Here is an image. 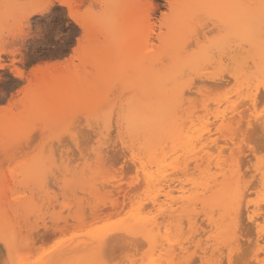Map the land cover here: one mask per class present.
<instances>
[{
    "label": "rangeland",
    "instance_id": "1",
    "mask_svg": "<svg viewBox=\"0 0 264 264\" xmlns=\"http://www.w3.org/2000/svg\"><path fill=\"white\" fill-rule=\"evenodd\" d=\"M41 2L42 0H0V63L6 66L0 69V239L2 238L0 264H64L77 258L92 262L100 257L101 252L105 258L119 257L117 260L125 261L126 264H136L137 261L139 264H144L148 260L151 247L140 234L132 233L128 229L130 215L135 212L157 219L160 227L158 247L154 249L156 251L154 255L158 264H190L194 259L201 264L200 252L202 249L209 251L207 248L211 244L210 241L207 243L210 227L204 216L206 212L208 213V208L205 212L196 204L197 209L188 208L185 209L187 212H176L173 215L176 218H171L170 222L166 221V217L160 214L157 207H153L149 200V196L158 193L159 190L157 192L155 190L159 185L150 187L151 189L146 188L144 180L141 181L142 172L138 175L139 170L135 169L136 165L128 159V153L125 150L123 152L125 151L126 154L122 153V142L132 146L137 154L139 151V154L144 152L140 146L143 133L137 126L138 117L144 112L143 102L148 99L144 89L153 85L151 72L163 73L173 68L177 74L175 80L168 84V88L175 86L173 111L176 123L181 124L183 130L184 127L188 130L191 119L192 122L194 121L193 124L198 125H190L191 129L187 131L189 137L194 131V136L197 133L206 134L202 141L207 142H204L207 148L204 152H199L203 157H208V161L213 158L210 160L212 173L218 172L213 166L220 161L219 159L227 162L231 160L233 148L234 151L238 148L243 149L241 172L245 175L241 174L247 188L246 202L253 203L259 200V176L254 175L257 172L253 169L264 163L262 159L264 132H261L264 129L257 126L262 119L259 122L257 120L256 124L252 121H256V116L259 117L261 112L264 113V80L258 84L257 81H251L249 85H245L246 76L240 74L239 69L243 64L247 65L242 68L244 73L252 74L255 70L249 57L250 48L246 38L252 35L260 38V22L258 9L249 8L248 5L259 4L260 0H55L53 17L57 27H60L62 21L63 27L69 29V39L62 43L59 49L51 50L35 36L38 19L34 5ZM241 6L244 8L242 9ZM73 16L79 20V23L72 19ZM193 36L199 38L200 50L195 51L194 54L184 52L185 45L190 43ZM161 55L165 57L163 61ZM13 65L23 77L16 74ZM185 72L189 74L188 80L191 84L197 82L192 84L194 87L188 91H191L190 93L183 88L185 81L177 79ZM46 75L48 76L45 77ZM227 77L230 78L225 79ZM141 81L143 86L140 88L138 86L141 85ZM228 90L231 94L230 92L227 94ZM254 93H257L255 100L258 103L255 101L256 107L248 105L251 107H249L251 112L247 107L246 99ZM242 97L244 101L238 102L237 100ZM101 102L103 106L98 104ZM233 103L248 108L247 110L243 108L245 114H250L249 116L252 117L248 115L242 117L245 121L239 117L242 114L239 106L234 118L231 119L234 112L224 111L232 109L230 104L234 105ZM221 114L225 115L224 122L217 118V115ZM186 116L191 117L187 119ZM213 118L216 120L213 121ZM250 119L253 125H248L250 127L244 125L246 130L244 128L242 130L243 122L241 124L240 121H244L245 124ZM236 124L241 129H238ZM35 126L46 130V134L36 137L32 132ZM227 127L228 129L233 127L235 132L237 128L238 134L233 133L234 140L233 130L227 132ZM249 128H252L251 131L255 130L250 132L252 134L248 138L250 142L243 140ZM222 129L226 136L224 133H219ZM215 139L216 143L212 142ZM220 139L225 144L221 143ZM224 139L229 141L228 144ZM218 146L220 149L227 146L228 148L223 149L227 153L222 152L221 156L218 153V156L216 151L219 149ZM168 148L170 146H167L166 150ZM254 148L259 153L255 152L256 150L253 152ZM101 150L105 151L100 152ZM112 154H116L115 157ZM90 155H92L91 159ZM179 158L183 159L181 156ZM191 159H188V162L190 160L192 163L187 172L189 175H175L180 180H184L183 182L187 176L197 179L200 175L199 171L193 168L195 163ZM117 160L119 161L116 162ZM166 160L165 163H170L173 157ZM164 167L160 172L168 168L163 174L172 173L169 169L170 165ZM122 169L128 172L124 174ZM152 169L155 170V166H152ZM123 174L125 178L121 177ZM178 177L176 179H179ZM251 182L255 184L252 185ZM186 188H190V185H185ZM170 189H173V197L181 194L177 182L171 184ZM125 190H127L126 195H123ZM161 194L163 193L157 195L163 199ZM147 200L149 204H146ZM124 201L126 206L123 205ZM115 212L117 215L114 217ZM119 213H121L120 217ZM262 214H264L263 207L260 216ZM213 215L212 218L217 219V214ZM188 216L193 218L192 222L189 221ZM117 217L119 218L116 219ZM96 221L99 223L97 224ZM225 221L229 222L227 219ZM243 221L241 220L243 224H247L245 220ZM75 225L79 228L76 229ZM260 227L264 228V220L260 223ZM241 231L245 232L244 236ZM29 232H33V236ZM246 234L249 235L248 238ZM253 234L255 236L251 238ZM40 235L46 236L43 238L44 242ZM124 235L126 237H123ZM255 237L254 231L239 230L237 244H243L241 240H244L245 244H241L242 247L248 248L253 245L251 247L253 250L238 246L240 250L238 248L237 252H244L245 249L249 254L250 250L255 251L257 246L252 243ZM168 239L175 244L172 252L168 250ZM187 241H190V245ZM43 243H46V246ZM51 244L53 246L50 247ZM197 244L201 246L198 247ZM48 246L50 248L46 249ZM180 246L184 249L181 250ZM187 246H190L189 249ZM260 246L262 248L259 250L261 260L259 262L262 263L264 243H260ZM105 249H109L108 252ZM194 249L198 251L195 252ZM136 251L139 252L138 255ZM223 251L222 257L226 256V250ZM225 256L221 257L222 261L225 260L224 264Z\"/></svg>",
    "mask_w": 264,
    "mask_h": 264
},
{
    "label": "bare ground",
    "instance_id": "2",
    "mask_svg": "<svg viewBox=\"0 0 264 264\" xmlns=\"http://www.w3.org/2000/svg\"><path fill=\"white\" fill-rule=\"evenodd\" d=\"M241 1V0H239ZM243 3V1H242ZM246 4V3H245ZM252 4V3H251ZM255 4V3H254ZM243 5V4H242ZM247 7V6H245ZM240 8V7H239ZM241 8L243 9L244 7L241 6ZM248 10V9H247ZM189 20V18H188ZM187 20V22H188ZM186 22V21H185ZM189 25V24H188ZM183 30V28H182ZM191 32V31H189ZM247 42H248V45H249V57L251 59V62H252V65L254 66L255 70L252 74H247V73H244L242 71V68L244 66H247V65H243L240 67L241 69H239V72L240 74L243 73L245 74L246 76V81L244 82L245 85H249V83L251 81H257V84L260 82V81H263L264 80V46H262V42H261V39L257 36L255 37L254 35L252 36H249V38H246ZM184 40V39H183ZM236 40V39H235ZM191 42V41H190ZM188 43V42H187ZM241 44V43H239ZM231 45V44H229ZM242 45V44H241ZM244 45V44H243ZM233 46V45H232ZM246 46V45H245ZM244 47V46H243ZM225 48V46L223 47ZM246 49V48H245ZM210 50V49H209ZM248 50V49H247ZM246 50V51H247ZM218 51V50H217ZM233 51V50H232ZM185 52V51H184ZM213 52V51H212ZM236 52V51H235ZM231 54V53H230ZM217 56V55H216ZM221 56V55H220ZM145 57V56H143ZM162 57V55L160 56ZM164 57V56H163ZM163 57H162V61H163ZM165 58V57H164ZM216 58V57H215ZM237 58V57H236ZM221 59V58H220ZM227 59V58H226ZM247 60V59H246ZM245 60V61H246ZM249 60V59H248ZM156 61V60H155ZM158 61V60H157ZM213 63V62H212ZM229 63V62H227ZM250 63V62H249ZM221 64V63H220ZM227 66V65H226ZM231 66V65H230ZM208 67V66H206ZM247 68V67H245ZM252 68V67H250ZM249 68V69H250ZM211 69V68H210ZM233 69V68H231ZM223 70V69H222ZM228 70V69H227ZM221 73V72H220ZM176 74L177 72L171 68L169 71L167 72H159V71H156V72H151V78H152V86L151 87H147L144 89V92L147 93V98L145 102H143V108H144V112H143V115L142 116H139L138 117V120H137V126L138 128L141 129V133H143V138H142V141H141V148H143L144 152L142 151L141 154H137V152H135V150H133V147L132 146H127L125 145L124 142H122V153L126 154L128 153V159L132 161V163H134L135 166V169L138 168L139 170V174L140 175V172H142L143 176L141 175V177H143L142 180H144V183L146 185V188H150V187H155L156 185L158 186V189L155 190V192H157L158 190L160 191V189L162 191L163 194H161L164 198H159L158 197V193H160L158 191L157 194L155 195H152V196H149V200L152 204L153 207H157V209L160 211V214L164 215L166 217V221L168 220V222L171 221V218H173L174 216V213L176 212H181V211H186L188 208H192L193 209H197V205L201 206V208L206 212L205 209L208 208V213L204 214V216L206 217V220L208 221V226L210 227V230L208 231L209 234L207 235V243L210 241L211 244H209V251H206V249H202V251L200 252L202 255L200 256V260H201V264H224L225 260L221 259L222 257V254H224L223 252V249L226 250V256L223 255V257L225 256L226 257V261L228 260H231L233 262V264H254L255 262L256 263H259V264H264V262L260 263L259 261L260 258H259V250L262 248V246H260V243H264V228H261L260 227V223L264 220V214H262L260 216V210L262 209V207L264 208V163L260 164L259 166L257 167H254L255 169V172L257 173H254V175H257L259 176L258 178V183H259V186H260V192H259V200H257L256 202H253V203H249L248 201L246 202V198H247V188L245 186V183H244V180H243V175H245L244 172H241V157L244 153L243 149L241 148H238L234 151V148L232 150V155H231V160L229 162L227 161H222L221 159H219L220 161H217L213 168L217 169L218 172H214L212 173L211 172V161L213 158L209 159L208 161V157H203L202 155H200V152H204L205 151V148H207L206 144H204V142H206L205 140L202 141V138L203 136H205L206 134L203 133V135H200L199 133H195L196 135L194 136V132L193 134H190L191 137H189V134L187 133V131H189L191 128H190V125L191 126H195V125H198V124H193L192 120L189 119V117L191 116H186L188 117L187 119L190 120V125L188 126L189 129L187 130V128L185 129L184 127V130L181 126V124H177L176 123V119H175V113H174V107H175V86L171 89L168 88V84L171 83L172 81L175 80V77H176ZM223 75V74H222ZM48 75H46L45 77H47ZM221 76V75H220ZM225 76V74L223 75ZM228 76V75H227ZM244 76V75H243ZM54 77V76H53ZM222 78V77H221ZM230 77H227L225 79H228ZM235 78H237V76H235ZM44 79V78H43ZM195 79V78H194ZM193 79V80H194ZM218 79V78H217ZM220 79V77H219ZM46 80V79H44ZM75 80V79H74ZM197 80V79H196ZM66 81V80H65ZM204 81V80H202ZM206 81V80H205ZM209 81V80H208ZM221 81V80H219ZM223 81V80H222ZM221 81V82H222ZM225 81V80H224ZM59 82V81H58ZM94 82V81H93ZM199 82V81H198ZM210 82V81H209ZM218 82V81H217ZM221 82H219L221 84ZM194 83H197V82H193L192 84ZM218 83V84H219ZM224 83V82H223ZM207 84L209 85V83L207 82ZM206 84V85H207ZM79 85V84H78ZM207 85V86H208ZM63 86V85H62ZM143 84H142V81H141V85L138 86V87H142ZM201 86V85H200ZM206 86V87H207ZM214 86V85H213ZM218 86V85H217ZM220 86V85H219ZM72 87V86H71ZM83 87V86H82ZM110 87V86H109ZM222 87V86H221ZM224 87V86H223ZM258 87H260L258 85ZM80 88V87H79ZM111 88V87H110ZM109 88V89H110ZM200 88V87H199ZM257 88V86H256ZM255 88V89H256ZM89 89V88H88ZM258 89V88H257ZM260 89V88H259ZM184 91V90H183ZM50 92V91H49ZM113 92V91H112ZM188 92V91H187ZM186 92V93H187ZM191 92V91H190ZM188 92V93H190ZM230 91L228 90L227 91V94L229 93ZM264 92V91H263ZM262 92V93H263ZM61 93V92H60ZM185 93V95H186ZM193 93V91H192ZM214 93V92H213ZM243 93V92H241ZM259 93V92H258ZM79 94V93H78ZM125 94V93H124ZM225 94V93H224ZM226 94V95H227ZM231 94V92H230ZM261 94V93H260ZM188 95V94H187ZM198 95V94H197ZM202 95V94H201ZM233 95V94H232ZM231 95V97H232ZM248 95V94H247ZM255 95V96H254ZM254 95H250V96H247V107L249 108L250 106H248L249 104L251 106H255L257 100L256 96H257V93ZM262 95V94H261ZM47 96V95H46ZM122 96V95H121ZM230 96V95H229ZM228 96V97H229ZM243 96V95H242ZM43 97V96H42ZM239 97V96H238ZM241 97V96H240ZM245 97V96H243ZM243 97L241 99H243ZM262 97V96H260ZM48 98V97H47ZM263 98H264V95H263ZM42 99V98H41ZM45 99V97H44ZM237 99V98H236ZM235 99V101H236ZM237 100L238 102L240 101V103L243 100ZM43 100V99H42ZM47 101V99H46ZM256 101V102H255ZM262 100H259V102H261ZM45 102V101H44ZM121 102V101H120ZM185 102V101H184ZM226 102V101H225ZM234 102V101H232ZM236 102V103H238ZM47 103V102H46ZM186 103V102H185ZM189 103V101H188ZM244 102V104H246ZM258 103V102H257ZM99 105L101 103H98ZM97 104V105H98ZM184 104V103H183ZM182 104V105H183ZM187 104V103H186ZM195 104V103H194ZM222 104V103H221ZM234 104V103H233ZM243 104V105H244ZM264 104V103H263ZM261 104V106L263 105ZM96 105V106H97ZM181 105V104H180ZM232 109H229V111H224V112H234V114L232 115L231 119L234 118V115L237 113L236 112V109L240 106L241 107V104L236 106L237 104H230ZM195 106V105H194ZM220 106V105H219ZM236 106V107H235ZM228 107L230 108V106L228 105ZM239 107V108H240ZM252 107V108H253ZM256 107V106H255ZM116 108V107H115ZM199 108V106H198ZM210 108V107H209ZM242 108V107H241ZM241 108H240V112L242 113L241 116L239 117H246V115L248 114H245V110H247L246 108H242V111H241ZM251 108V107H250ZM249 108V110H250ZM259 108V105L258 107ZM256 108V109H257ZM186 109V107L184 108ZM197 109V108H196ZM226 109H228L226 107ZM113 110V109H112ZM181 110V109H180ZM231 110V111H230ZM258 110V109H257ZM116 111V110H115ZM195 111V110H194ZM251 111V110H250ZM260 111V110H259ZM183 112V111H182ZM239 112V113H240ZM252 112V111H251ZM255 112V110H253V113ZM202 113V112H201ZM245 115H244V114ZM256 113V112H255ZM254 113V114H255ZM259 112H257L258 114ZM263 112H261L262 114ZM184 114V113H183ZM182 114V115H183ZM193 114V113H192ZM252 114V113H251ZM260 114V115H261ZM264 114V113H263ZM196 115V114H195ZM200 115V113H199ZM244 115V116H243ZM250 115V114H249ZM248 115V116H249ZM256 116V121H252L251 119L246 121V123L244 124V118H242L244 121H240V123L242 124L243 122V125L241 126L242 130H243V126L244 125H247V127H250L251 125H253L251 123V121L253 123L256 124L257 120L259 122V120L261 119L262 116ZM99 116V115H98ZM195 117V116H194ZM249 117H252V116H249ZM248 117V118H249ZM197 118V117H195ZM206 118V117H205ZM209 118V117H208ZM217 118L219 121H222L224 122V120L226 119L225 118V115L224 114H221V115H217ZM230 118V117H229ZM240 118V119H241ZM181 119V118H180ZM215 121L216 119L213 118ZM188 120V122H189ZM98 123L99 120H97ZM261 121V120H260ZM181 122V121H180ZM186 122V121H185ZM212 122V120H211ZM210 122V123H211ZM217 122V121H216ZM182 123V122H181ZM231 123V121H230ZM238 125H239V122H237ZM215 124V123H214ZM234 124V123H233ZM240 124V125H241ZM251 124V125H250ZM212 125V123H211ZM226 125V124H225ZM250 125V126H248ZM208 126V125H207ZM206 126V127H207ZM237 126V124H236ZM256 126V125H255ZM258 128L259 127H262V130L264 129V121H261L259 123V125H257ZM213 127V126H212ZM212 127H211V130H212ZM238 129H241L239 126H237ZM223 128V127H222ZM233 128V127H232ZM231 128V129H232ZM236 128V127H235ZM257 128V127H256ZM253 127V129H256ZM257 128V129H258ZM194 129V128H193ZM228 129V127H227ZM231 129H228L227 132H230L229 130ZM245 129V128H244ZM202 130V129H201ZM205 130V129H204ZM218 130V129H217ZM226 130V128H225ZM233 130V129H232ZM246 130V129H245ZM250 130V131H249ZM249 130H247L246 132L248 134L245 136L247 138H245L244 136V139L243 140H246L248 142L250 138V136H252V134L250 132H254L255 130L251 131L252 128H249ZM118 131V130H117ZM258 131V130H257ZM256 131V132H257ZM199 132V131H198ZM217 132V131H216ZM261 132H264L261 131ZM192 133V132H191ZM219 133H224V136H226L225 132L223 131V129L221 131H219ZM233 133H236L238 134L237 132V128H236V132L233 130L232 131V134ZM137 134V133H136ZM235 134V135H236ZM244 134V132H243ZM259 134V133H258ZM264 133H262L263 135ZM111 135V134H110ZM193 135V136H192ZM109 136V135H108ZM112 136V135H111ZM234 136V134H233ZM239 136V135H238ZM260 136V135H259ZM219 137V136H217ZM262 137V136H261ZM260 137V138H261ZM112 138V137H111ZM233 140L235 139V136L232 137ZM238 138V137H237ZM236 138V139H237ZM254 138V136H253ZM259 138V137H258ZM120 140V138H118ZM214 139V138H213ZM228 139V138H227ZM255 140H257L256 138H254ZM125 140V139H124ZM207 140V139H206ZM219 140V139H218ZM217 140V141H218ZM223 140V139H222ZM225 140V139H224ZM263 140V139H262ZM261 140V141H262ZM110 141V140H109ZM226 141V140H225ZM253 141L252 137H251V142ZM117 142V141H116ZM120 142V141H119ZM118 142V143H119ZM212 142H215L216 143V139L215 141H212ZM220 142L221 143H224L221 141L220 139ZM219 142V143H220ZM227 144L229 141H226ZM256 142V141H255ZM264 142V141H263ZM262 142V144H263ZM116 143V144H118ZM207 143V142H206ZM218 144V143H217ZM225 144V143H224ZM260 144V145H262ZM115 145V143H114ZM119 145V144H118ZM120 145H121V142H120ZM132 145V144H131ZM198 145V146H197ZM215 145V144H214ZM264 145V144H263ZM262 145V146H263ZM135 147V145H133ZM167 146H170V148H168V150H166ZM213 146V145H212ZM217 146V145H216ZM228 146V145H227ZM221 147V149H218L217 147L215 149H218L216 150L217 151V155L218 153L222 154L223 149L224 148H228V147ZM107 147V146H106ZM109 147V146H108ZM120 147V146H118ZM197 147V149H196ZM121 148V147H120ZM136 148V147H135ZM134 148V149H135ZM94 149V147H93ZM102 149V148H100ZM138 149V147H137ZM209 149V147H208ZM212 149V148H210ZM262 149V148H261ZM120 150V149H119ZM123 150L125 151L123 152ZM227 150V149H226ZM231 150V148H230ZM249 151V149H246ZM251 150V149H250ZM254 150H256L255 152H257V149H253V152ZM105 151V150H103ZM102 150L100 152H103ZM121 151V150H120ZM211 151V150H210ZM215 151V150H214ZM252 151V150H251ZM264 151V150H262ZM89 152V151H88ZM109 152V151H108ZM113 152V151H112ZM213 152V150H212ZM144 153V154H143ZM216 153V152H215ZM227 152H224V154H226ZM249 153H252V152H249ZM259 153V152H257ZM264 154V152H262ZM108 154V153H107ZM106 154V155H107ZM203 154V153H202ZM223 154V155H224ZM262 154V155H263ZM114 157L115 155L112 154ZM111 155V156H112ZM144 155V156H142ZM207 155V154H206ZM210 155V154H209ZM222 155V156H223ZM247 155V154H246ZM253 155V154H252ZM250 155V156H252ZM261 155V156H262ZM112 156V157H113ZM181 156V159L180 160V157ZM216 155H214L215 157ZM219 156V155H218ZM217 156V157H218ZM92 155H90V159H91ZM173 157V160L170 161V163H165L167 160L166 158H171ZM228 157V156H227ZM227 157H224L225 159ZM245 158L247 156H244ZM254 157V156H253ZM264 155L262 156V159ZM189 158H192L191 160H193V163H195L193 165V168L198 170L200 175L197 179H191L189 178L188 176L186 177L185 179V182H183L184 180H180V178L178 176L175 177L176 174H182L183 176H186V175H189V173L187 174L188 172V169H189V166L191 165L192 166V163H190V160L188 162V159ZM249 158V157H248ZM119 159V158H117ZM244 159V158H243ZM119 160H117L116 162H118ZM126 161V160H125ZM198 161H201L200 163H197ZM246 161V160H245ZM247 161H250V160H247ZM106 162V160H105ZM127 162V161H126ZM192 162V161H191ZM129 163V162H128ZM131 163V162H130ZM190 163V164H189ZM250 163V162H249ZM91 164V163H90ZM115 163H113L114 165ZM245 164V162H244ZM251 164V163H250ZM253 164V163H252ZM123 165V164H122ZM167 165H170V170H171V174L169 173L168 174H163V172L166 173V171L168 170V168H166V170L163 172H160L161 171V168L163 169L164 166H167ZM243 165V164H242ZM248 165V164H247ZM115 166V165H114ZM152 166H155V170H151ZM249 166V165H248ZM252 166V165H251ZM123 168V167H122ZM134 167H132L133 169ZM165 168V167H164ZM192 168V167H190ZM251 168V167H249ZM248 168V169H249ZM128 169V167L126 168ZM243 169V168H242ZM123 170V169H122ZM130 170V169H129ZM124 171V170H123ZM122 171V173H123ZM127 171V170H126ZM126 171H124L126 174ZM131 171V170H130ZM133 171V170H132ZM249 171V170H248ZM128 172V171H127ZM136 172V171H135ZM130 173V172H129ZM198 173V172H197ZM243 173V175L241 174ZM122 175L121 177H124L125 178V175ZM133 174V173H132ZM252 174V173H251ZM249 174V175H251ZM137 175V176H138ZM193 175V174H192ZM253 175V174H252ZM253 175V176H254ZM118 176V175H117ZM127 176V175H126ZM169 176V177H168ZM253 176H252V179H253ZM179 178V179H176V178ZM251 177V176H250ZM123 178V179H124ZM127 178V177H126ZM182 178V177H181ZM219 178H221L219 180ZM248 178V177H247ZM139 179V180H140ZM118 180V179H117ZM120 180V178H119ZM250 180V179H249ZM248 180V182H249ZM113 180H111V183H112ZM140 181V183L142 184V182ZM115 182V181H114ZM138 182V181H137ZM171 182V183H169ZM179 185V191L181 192V194L178 196V197H173L172 195V190L170 189L171 188V184H174L176 183ZM120 183V182H119ZM124 183V182H123ZM253 183L252 185H254L255 183L254 182H251ZM257 183V182H256ZM97 184V183H96ZM135 184V183H134ZM187 184L190 185V188H186L185 189V185L187 186ZM11 185V184H10ZM138 185V184H137ZM161 185H165L164 187H162ZM251 185V187H252ZM3 186V185H1ZM99 186V185H98ZM175 186H177L175 184ZM257 186V185H256ZM256 186H253V187H256ZM44 187V186H43ZM132 187V185H131ZM135 187H136V184H135ZM139 187V185H138ZM144 187V186H143ZM163 189H162V188ZM249 187H250V183H249ZM106 188V187H105ZM115 188V187H114ZM145 188V189H146ZM147 188V189H148ZM173 188H174V185H173ZM178 188V187H177ZM99 189H100V186H99ZM128 189V188H127ZM129 189H130V186H129ZM128 189V190H129ZM146 189V190H147ZM151 189V188H150ZM167 189V190H165ZM259 189V188H258ZM131 190V189H130ZM129 190V191H130ZM137 190V189H136ZM134 190V191H136ZM177 190V189H176ZM175 190V191H176ZM63 191V190H62ZM111 191V190H110ZM126 191L125 190V193H123V195H126ZM132 191H133V187H132ZM131 191V193H132ZM150 191V190H149ZM15 192V191H14ZM22 192V191H21ZM146 192V191H145ZM148 192V191H147ZM78 193V191H77ZM116 192H114L115 194ZM128 193V192H127ZM134 193V192H133ZM249 193V192H248ZM251 193V192H250ZM15 194V193H14ZM13 194V195H14ZM21 194V193H19ZM81 194V193H80ZM113 194V193H112ZM206 194H209L208 196H206ZM16 195V194H15ZM23 195V194H22ZM123 195L121 197H123ZM160 195V194H159ZM250 195V194H249ZM131 196V195H130ZM141 196V195H140ZM160 196V197H162ZM18 197V196H17ZM20 197V196H19ZM18 197V198H19ZM118 197V196H117ZM17 198V199H18ZM87 198V197H86ZM125 198V196H124ZM132 198V196H131ZM125 200V199H124ZM65 201V200H64ZM69 201V200H68ZM123 201V200H122ZM141 201V200H140ZM12 202V201H11ZM107 203V202H106ZM125 205V201L123 202ZM127 203V202H126ZM141 203V202H139ZM181 203V204H180ZM83 204V203H82ZM85 204V203H84ZM146 204H149L148 200H147V203ZM180 204V205H179ZM197 204V205H196ZM66 205V204H65ZM143 205V204H142ZM145 205V204H144ZM143 205V206H144ZM263 205V206H261ZM43 206V204H42ZM41 206V207H42ZM107 206V205H106ZM126 206V205H125ZM124 206V207H125ZM199 206V208H200ZM109 207V205H108ZM150 207V206H149ZM196 207V208H195ZM123 208V206H122ZM121 208V209H122ZM143 208V207H142ZM65 209V208H64ZM102 209V208H101ZM113 209V207L111 208ZM186 209V210H185ZM189 209V211H190ZM70 210V209H69ZM87 210V208H86ZM84 210V211H86ZM97 210V209H96ZM94 210V211H96ZM99 210V209H98ZM105 210V209H104ZM123 210V209H122ZM122 210L120 212H122ZM142 210V209H141ZM145 210V208H144ZM202 210V211H203ZM12 211V210H11ZM40 211H42V208L40 209ZM155 211V210H154ZM65 212V211H64ZM102 212H103V209H102ZM141 212V211H140ZM187 212V211H186ZM191 212V211H190ZM126 213V212H124ZM216 213L217 214V219H213L212 218V215ZM16 215V213H13ZM112 214V213H111ZM114 214V213H113ZM112 214V215H113ZM121 213H119V217L121 216L120 215ZM159 214V213H158ZM186 214V213H185ZM183 214V215H185ZM199 214V213H198ZM40 215V214H39ZM111 215V216H112ZM116 212L114 214V217L116 216ZM123 215V214H122ZM189 215V214H187ZM26 216V215H25ZM110 217V214L108 215ZM177 216V215H176ZM180 215H178L177 217H179ZM192 216V215H191ZM214 216V215H213ZM104 217V216H103ZM107 217V220L108 218ZM119 217H117L116 219H118ZM160 217V216H159ZM158 217V218H159ZM68 218V217H67ZM98 218V217H97ZM176 218V217H174ZM197 218V217H196ZM26 219V218H25ZM101 219V218H100ZM98 219V220H100ZM110 219H112L110 217ZM109 219V221H110ZM188 219L189 221H191L193 218H189L188 216ZM187 219V220H188ZM229 220V222H226L225 220ZM28 220V219H27ZM31 220V219H30ZM83 220H86V219H83ZM161 220V218H160ZM162 220H164V218H162ZM196 221V219H194ZM193 220V222H194ZM199 220V219H198ZM204 220V219H203ZM244 222L243 220H245L247 222V224H243L242 222ZM261 220V221H260ZM16 221V220H15ZM18 221V220H17ZM48 221V220H47ZM46 221V222H47ZM185 221V219H184ZM188 221V222H189ZM201 221V220H200ZM199 221V222H200ZM20 222V221H19ZM24 222V220H23ZM28 222V221H27ZM26 222V223H27ZM39 222V221H38ZM87 222V221H86ZM105 222V220H104ZM192 222V221H191ZM245 222V223H246ZM17 224V222H15ZM25 223V222H24ZM60 223V222H59ZM84 223V222H83ZM96 223L98 224L99 222L96 221ZM108 223V222H107ZM184 223V222H182ZM243 226H241L242 224ZM15 224V226H16ZM92 224V223H91ZM191 223H189L190 225ZM204 225V223H201ZM22 225V223H21ZM86 225V224H84ZM83 225V226H84ZM159 224L157 223V219L155 217L153 218H148V217H145L144 215H142L141 213L139 212H135V213H132L130 215V220H129V226H128V229L130 231H132V233H136V234H140L142 236V238L149 244V246L151 247L150 249V253L148 255V260L144 263V264H158V261L157 259L155 258V253L156 251H154V249L156 247H158L157 245V238L159 237V227L158 226ZM31 226V225H30ZM69 226V225H68ZM82 226V227H83ZM166 226V225H165ZM184 226V225H183ZM192 227V224L190 225ZM189 226V228H190ZM194 226V224H193ZM207 226V227H208ZM77 227V225H75V228ZM86 227V226H85ZM167 227V226H166ZM177 227V226H176ZM79 227H77L76 229H78ZM89 228V227H88ZM162 228V226H161ZM197 229L199 227H196ZM195 228V229H196ZM24 229V228H23ZM67 229V228H65ZM69 229V228H68ZM75 229V230H76ZM81 229V228H80ZM167 229V228H166ZM247 230V232H252L254 231L255 234H256V237H255V241L252 242L251 239L250 242H252L254 244V246H257V249L253 252H251V250H253V248L251 249V247L253 246H250L248 248H250V252L249 254L248 253V250L247 252H245V249L247 247H245L244 249V252L240 251V252H237L238 248L240 250V247L238 246H241L243 244H245L244 240H241L243 241V244L241 243V241L238 242L241 243L240 245L237 244V232H239V230ZM44 230V228H43ZM63 230V229H61ZM74 230V229H73ZM161 230V229H160ZM46 231V230H45ZM43 231V232H45ZM186 231V230H185ZM192 231V230H191ZM190 231V232H191ZM193 231H196L197 230H193ZM18 232V231H17ZM36 232V230H35ZM38 232V231H37ZM42 232V233H43ZM80 232V231H79ZM161 232V231H160ZM242 232V231H241ZM240 232V233H241ZM30 233V232H29ZM39 233V232H38ZM37 233V234H38ZM116 233V232H115ZM119 233V232H118ZM193 233V232H192ZM191 233V234H192ZM244 236L245 232H242ZM33 232L30 233V235L33 236ZM46 234V233H45ZM48 234V233H47ZM123 233H121L122 235ZM205 234V232H204ZM203 234V235H204ZM239 234V233H238ZM249 234V233H248ZM246 234V236L248 235ZM49 235V234H48ZM86 235V233H85ZM88 235V234H87ZM90 235V233H89ZM113 235V234H112ZM116 235V234H115ZM198 235V233L196 234ZM200 235V234H199ZM202 235V233H201ZM200 235V237H201ZM12 236H14V234H12ZM41 236V235H40ZM39 236V237H40ZM52 236V235H51ZM55 236V235H54ZM53 236V237H54ZM65 236V235H64ZM63 236V237H64ZM79 236V235H78ZM109 235H107L108 237ZM111 236V234H110ZM249 236V235H248ZM247 236V238H248ZM255 235L253 234V236L251 238H253ZM18 237V236H17ZM42 237V241H43V238L46 237L43 235L41 236ZM48 237V236H47ZM62 237V236H61ZM120 237V236H119ZM123 237H126V235H124ZM123 237H120V238H123ZM195 237V236H194ZM50 238V237H49ZM76 238H79V237H76ZM105 238V237H104ZM109 238V237H108ZM127 238H132L130 236H127ZM137 238V237H136ZM140 238V237H139ZM189 238V237H188ZM8 239V238H6ZM18 239V238H17ZM58 239V238H57ZM107 239V238H105ZM138 239V238H137ZM239 239V237H238ZM2 240V238L0 239ZM46 240V239H45ZM171 240V239H170ZM169 239L167 240V245H168V250H170L171 252L173 251V249L175 248V244H173ZM190 240V239H189ZM195 240V238H194ZM47 241V240H46ZM45 241V242H46ZM49 241V240H48ZM126 241V240H125ZM123 241V242H125ZM128 241V240H127ZM131 241V240H130ZM133 241V240H132ZM134 241H141V240H134ZM161 241V240H160ZM186 241V240H185ZM184 241V242H185ZM192 241V240H191ZM203 241V240H202ZM44 242V241H43ZM50 242V241H49ZM56 242V241H55ZM72 242V240H71ZM183 242V243H184ZM188 242V245H190V241H187ZM201 242V241H200ZM8 243V242H7ZM48 243V242H47ZM57 243V242H56ZM73 243V242H72ZM77 243V242H76ZM138 243V242H137ZM140 243V242H139ZM145 243V242H143ZM44 244V243H43ZM54 244V243H53ZM87 244V243H86ZM85 244V245H86ZM89 244V243H88ZM178 244V243H177ZM176 244V245H177ZM185 244V243H184ZM46 246V243L44 244ZM107 244H105L106 246ZM145 246V244H143ZM183 245V244H182ZM202 245V243H201ZM199 244H197V246H201ZM251 245V243L249 244ZM53 246L52 244L50 245V247ZM84 246V245H83ZM87 246V245H86ZM109 246V245H108ZM107 246V248H108ZM183 246H186V245H183ZM192 246V245H191ZM196 246V248H197ZM248 246V245H246ZM14 247V246H13ZM49 246L46 247V249H49L50 248ZM143 247V246H142ZM174 247V248H173ZM190 247V246H187V248ZM242 247V249L244 248ZM110 248V246H109ZM186 248V250H188ZM206 248V247H205ZM247 248V249H248ZM180 249L183 250L184 248L182 246H180ZM106 250V249H105ZM109 250V249H108ZM108 250H106L108 252ZM113 250V249H112ZM141 250V248H140ZM139 250V251H140ZM161 250V249H160ZM195 250V249H194ZM197 250V249H196ZM195 250V252H196ZM263 250H264V247H263ZM132 251V250H131ZM180 251V250H179ZM185 251V250H184ZM198 251V250H197ZM234 251H236L237 253H233ZM44 252V251H43ZM130 252V251H129ZM137 252V251H136ZM209 252V254H208ZM25 253V251H24ZM23 253V254H24ZM28 253V252H27ZM117 253V252H116ZM122 253V252H121ZM120 253V254H121ZM128 253V252H127ZM131 253V252H130ZM133 253V251H132ZM139 252L136 253V255H138ZM161 253V252H160ZM179 253V252H178ZM34 254V253H32ZM67 254V253H66ZM134 254V253H133ZM159 254V253H158ZM237 254V255H236ZM118 255V253H117ZM135 255V254H134ZM162 255V254H161ZM193 255V253H192ZM236 255V256H235ZM25 256V255H24ZM107 256V254H106ZM163 256V255H162ZM195 256V255H194ZM199 256V255H198ZM23 257V256H22ZM29 257V256H28ZM123 257V256H122ZM192 257V256H191ZM190 257V259H191ZM222 257V258H223ZM25 258V257H23ZM22 258V259H23ZM39 258V257H38ZM119 258V257H118ZM116 258V259H118ZM198 258V257H197ZM7 259V258H6ZM196 260V259H194ZM137 261V260H136ZM193 261V260H191ZM197 261V260H196ZM222 261V262H221ZM264 261V260H262ZM27 262V261H26ZM162 262V261H161ZM160 262V263H161ZM187 263V261H186ZM255 263V264H256ZM64 264H91V262L88 260V259H82V258H77V259H73L72 261L68 262V263H64ZM164 264V263H163ZM188 264V263H187ZM226 264V263H225Z\"/></svg>",
    "mask_w": 264,
    "mask_h": 264
},
{
    "label": "snow or ice",
    "instance_id": "3",
    "mask_svg": "<svg viewBox=\"0 0 264 264\" xmlns=\"http://www.w3.org/2000/svg\"><path fill=\"white\" fill-rule=\"evenodd\" d=\"M36 8V18L38 19V26L35 30V36L39 41L49 50L52 48L59 49L61 44L66 42L69 39V29L63 27V22H60V27H57V22L53 17L55 12V0H42L41 3L35 4ZM249 8L258 9V18L260 22V39L262 46H264V0H260L259 4H250ZM42 17V18H41ZM73 20H76L79 23V20L73 16ZM200 40L197 36L191 37V42L186 44L184 51L194 54L195 51H199ZM6 66L3 63H0V69L5 68ZM13 70L17 75L23 77V74L15 69L13 65ZM188 73L180 74L177 79L184 80L183 88L185 91L191 90V87L194 85L191 84V81L188 80ZM101 106L103 103L101 102ZM264 121V114L261 117ZM32 132L36 137H40L42 134H46V130H42L39 126L32 128ZM91 264H126L125 261L117 260L115 258H105L103 252H101L100 257L91 262ZM139 264V261L136 262ZM190 264H199L198 261H191ZM226 264H233L231 260L226 261ZM246 264V262H245Z\"/></svg>",
    "mask_w": 264,
    "mask_h": 264
}]
</instances>
